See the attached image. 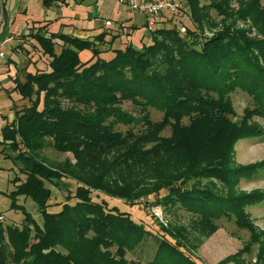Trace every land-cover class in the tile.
Listing matches in <instances>:
<instances>
[{"label": "trees", "instance_id": "obj_1", "mask_svg": "<svg viewBox=\"0 0 264 264\" xmlns=\"http://www.w3.org/2000/svg\"><path fill=\"white\" fill-rule=\"evenodd\" d=\"M187 2L195 29L182 27L180 34L173 25H156L148 29V43L113 49L108 59L94 47L103 40L101 32L92 39L45 33L41 26L31 33L49 58V69L26 72L23 81L13 78L12 90L29 103L1 127L0 144L15 152L24 175L22 181L13 178V193L29 196L42 222L37 224L27 214L19 226L0 223V264H142L139 259L126 261L123 252L142 250L149 236L155 246L144 264H198L182 250L184 228L152 234L128 212L90 197L92 191L132 205L148 195L155 197L147 206L177 204L192 213L190 227L202 237L216 230V219L232 216L249 239L217 264H247L239 254L248 253L252 243L258 244L256 262L264 264V230L244 209L264 200V191L234 192L237 180L264 167V159L232 164L236 140L264 134L263 127L249 122L253 115L264 117V7L260 0H208L202 6L198 0ZM209 7L218 19L209 16ZM237 20L245 26H238ZM205 27L215 31L204 35ZM56 39L62 42L57 52ZM88 48L89 58L81 61L78 52ZM235 89L253 102L238 122L229 119L234 111L228 94ZM123 100L133 102L141 114L134 117L122 110ZM149 107L161 112L159 120L148 118ZM184 117L187 123L181 122ZM137 121L145 126L141 132L111 129L114 123ZM166 126L169 135L160 136ZM46 145L71 151L75 163L51 167L37 160L32 152ZM113 151H119L114 160L102 159ZM158 160H172L173 165L145 194L135 195L121 183L118 171ZM65 179L74 181L73 193L65 197L60 211L48 212L50 190L44 182L60 188ZM200 179L207 182L197 184ZM190 180L195 181L186 186ZM71 198L75 201L68 203ZM64 240L65 254L55 247Z\"/></svg>", "mask_w": 264, "mask_h": 264}, {"label": "rangeland", "instance_id": "obj_2", "mask_svg": "<svg viewBox=\"0 0 264 264\" xmlns=\"http://www.w3.org/2000/svg\"><path fill=\"white\" fill-rule=\"evenodd\" d=\"M139 0H0V52L4 55L0 59V129L13 118V105L15 101L20 98L16 91H11L14 82L13 78L23 79L26 72L44 71L49 69L48 57L41 52L36 42L32 39L31 33L37 27L42 31L52 33H64L81 38L92 39L94 35L102 33L103 40L95 42L94 47L100 51L99 56L108 59L113 54V49L122 48L126 44H131L135 48H139L141 44H146L150 41V32L147 26L143 25L146 15L133 7L132 3ZM178 3L175 11L169 13L168 9H164L155 15L154 23L151 26L153 29L158 22H164L165 27L174 26L178 29L180 34H184V29H195V23L189 16V5L187 0H172ZM264 7V0H260ZM208 3V0H198L199 5ZM233 5L234 1L232 2ZM209 16L218 19L220 15L212 8H207ZM170 15V16H169ZM160 17H164L162 20ZM167 17V18H166ZM161 20H160V19ZM241 20H237L238 26H245ZM215 29L203 28V34L209 35ZM55 52L58 51L59 44L62 42L58 39L54 40ZM19 44V45H18ZM91 49H82L78 52L81 61L89 58ZM234 114L229 116L233 122H238L242 116L244 108H251L253 102L244 91L235 89L228 94ZM27 103V101H26ZM24 103V104H26ZM120 108L131 113L134 117L141 113L139 108L129 100L120 102ZM40 106V105H39ZM15 108L22 107L21 104H16ZM18 110V109H17ZM148 118L151 121L159 120L161 112L154 108H147ZM15 111V110H14ZM182 123H187L184 117ZM249 122H255L260 127L264 128V117L252 116ZM145 126L141 122H132L128 125L114 123L111 128L112 131L125 133L131 130L135 133L141 132ZM169 127L166 126L160 131V136H168ZM254 140L259 141L264 139V134L248 138H240L236 140ZM235 142V143H236ZM249 142V141H248ZM234 143V144H235ZM49 145V143H48ZM46 145L40 151L32 152L37 160L51 167L58 165L75 163V157L71 151H57ZM3 144H0V149ZM0 153V220L1 225H17L19 226L23 221L25 215H29L37 224H41V216L36 209V204L33 200L24 194L13 193L15 190V183L13 178L19 179L17 169L18 162L13 158L15 152L8 147H3ZM238 153V149H236ZM119 151H113L110 154H103L102 159L107 163L116 158ZM6 154L9 157H3ZM238 155V154H237ZM243 155L241 159H244ZM234 157V145H233ZM251 159L249 163L264 159V144L255 148L246 157ZM238 162V161H237ZM233 165H240L234 162ZM173 161L170 160L167 164L157 161L156 163L141 167L130 166L121 172L118 171V177L122 184L131 190L135 195H143L150 190L159 174L169 167H172ZM243 165V164H241ZM264 175V167L258 169L253 176ZM21 179H24L20 174ZM248 179V177H245ZM244 180V179H243ZM195 180H190L186 186L191 185ZM64 186L60 188L54 187L49 182H44V185L50 190V197L47 200L48 212L60 211L61 204L65 201L67 195L73 193L75 183L71 179H65ZM207 180H198L197 184H205ZM216 187L222 186L215 180H210ZM240 178L234 186V192H246L252 189H259L264 191V180H253L248 183L246 189H241ZM162 191L158 194L160 195ZM90 197L95 200H104L108 206H115L119 211H126L130 214V218L142 223L144 228L149 230L152 234L160 236L164 232V228L169 230H178L180 227L184 228L182 238L185 241V247L182 249L188 253L198 264H217L220 260L228 255L235 254L249 239V233L246 229L237 227L233 222V217H220L214 221L217 225L216 230L207 237H202L198 232H193L190 227V219L193 217L191 212L184 210L177 204L174 206L162 207L158 204L147 206L154 195H148L146 198L139 197L137 203L134 201H125L124 199L103 194L100 191H92ZM74 198L68 200V203H73ZM248 212L249 217L254 221V224L264 230V200L253 205L244 207ZM68 240H64L62 246L55 244V247L62 253H66ZM173 242V241H172ZM155 241L152 237H148L145 241L142 250L126 251L124 250L123 258L126 261L140 260L142 264L151 257ZM192 247V248H191ZM111 251L115 248L111 247ZM258 251V244L252 243L248 253H240V257L247 264H260L256 262V254ZM116 258V257H114ZM225 264H232L227 261Z\"/></svg>", "mask_w": 264, "mask_h": 264}, {"label": "crops", "instance_id": "obj_3", "mask_svg": "<svg viewBox=\"0 0 264 264\" xmlns=\"http://www.w3.org/2000/svg\"><path fill=\"white\" fill-rule=\"evenodd\" d=\"M162 20H164L163 18L164 17H160ZM159 18V19H160ZM167 18V17H166ZM160 19V20H161ZM165 20H164V22H161V23H159L158 22V26H164L165 25ZM154 25H155V23H154ZM25 75V74H24ZM24 79V78H23ZM23 79H18L19 81H23ZM11 91H14V90H12L11 89ZM26 101H27V103H26ZM24 103H26V104H24ZM28 103H29V101H28V99L27 98H19V99H17L16 101H15V104L13 105V112H14V110H17V109H19V108H15L14 106L16 105V104H21L22 106H25V105H28ZM13 118H14V113H13ZM13 118L9 121V122H11L12 120H13ZM9 122H7V123H9ZM249 141V142H248ZM264 144V139L263 140H259V141H254V140H249V139H244V140H239L238 142H236L235 144H234V157H233V159H234V162H236L237 164H247V163H249L250 161H252L251 159H247L246 157L249 155V152L251 151H253L255 148H258L259 146H261V145H263ZM3 147H7V145L6 144H4L3 143V146H2V148L0 149V153L3 151L2 149H3ZM236 149H238V153H236L237 152V150ZM238 154V155H237ZM3 155V157H9L8 155H6V154H2ZM243 155H247V156H245V158L244 159H241V157L243 156ZM238 161V162H237ZM18 167H19V164H18V166H17V169H18ZM20 174H22V173H18V175H19V179L18 180H20V181H22L23 179H21V176H20ZM23 175V174H22ZM23 177H24V175H23ZM244 179V180H243ZM253 180H264V175H260V176H256V177H254L253 176V174L252 175H250L249 177H248V179L247 178H245V177H242V178H240V181H242V184H240L241 186H240V188L241 189H246V190H248V187H247V185H248V183H250L251 181H253ZM17 183V182H16ZM15 183V184H16ZM1 216V215H0ZM2 219V218H1Z\"/></svg>", "mask_w": 264, "mask_h": 264}, {"label": "built area", "instance_id": "obj_4", "mask_svg": "<svg viewBox=\"0 0 264 264\" xmlns=\"http://www.w3.org/2000/svg\"><path fill=\"white\" fill-rule=\"evenodd\" d=\"M132 5L146 15L147 29H150L154 23V18L152 17V15H155L156 13L163 11L164 9H168L171 13L178 7V3L172 0H139L135 3H132ZM3 57L4 55L0 52V59H2ZM1 218L2 217L0 216V220Z\"/></svg>", "mask_w": 264, "mask_h": 264}]
</instances>
